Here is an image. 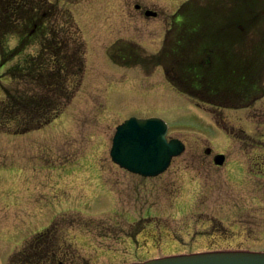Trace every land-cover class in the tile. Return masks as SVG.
I'll return each mask as SVG.
<instances>
[{
	"label": "rangeland",
	"instance_id": "obj_1",
	"mask_svg": "<svg viewBox=\"0 0 264 264\" xmlns=\"http://www.w3.org/2000/svg\"><path fill=\"white\" fill-rule=\"evenodd\" d=\"M51 1L58 2L59 10L54 15L57 22L62 24L61 11L67 10L74 30H80L85 40V71L75 96L56 119L23 134L0 132V264H51L45 255L36 257L18 252L8 259L5 257L11 248L16 252L26 238L50 221L56 223L51 236L58 244L54 249L59 250L54 251L58 256L55 264L60 261L63 264H111L168 254L169 249L180 246L177 241L172 243L170 231L182 236L180 241L183 239L184 245L180 247L185 249L209 241L264 248V229L251 226L255 220L264 223V213L254 215L246 210L233 219L232 212L208 224L197 219L198 224L192 229L196 223L194 218L204 214L195 212L193 200L198 199L195 195L198 187L186 185L189 173L193 172L187 169V151L202 154L209 147L213 152L225 150L236 159L240 157L237 158L236 153L242 150L264 151V146L259 145L264 139V95L246 108L233 110L211 106L203 102L210 101L205 95H194L192 100L201 102L204 111L194 110L193 113L187 107L188 100L175 93L173 86L166 82L162 67L157 68L152 63L143 69L141 66L123 67L109 58V52L116 55L120 50L111 47L113 43L116 46L129 40L138 44L144 54H158L168 43L164 33L173 22L172 12L184 0ZM190 3V9L212 3L211 9L205 8L197 22L198 12L192 11L190 18L193 26L203 24L198 27L201 32L206 28L221 36L225 25L234 18L249 15L247 5L251 0H191ZM135 4L141 9L135 8ZM144 9L157 14L144 16ZM242 21L238 19L233 26L243 25L247 29ZM173 27L171 39L177 35ZM243 39L252 43L257 37L247 34ZM248 42H243V48ZM241 58L248 61L250 55L242 51ZM242 70L247 68L242 67ZM168 74L174 76L172 72ZM12 82L0 77V85L6 83L10 88ZM262 83L264 87V76ZM129 116L161 117L171 128L168 134L184 142L186 153L178 156L166 172L152 179L144 180L137 174L120 170L110 163L107 155L109 135L113 125ZM214 123L223 130H232L233 136L243 141L232 140L228 134L226 137ZM105 136L107 143L103 144ZM255 141L258 144L253 145ZM245 160L249 161V157ZM97 183L110 187L114 200H107V193ZM16 186L23 191L18 193ZM52 193L61 194L55 202L57 205L51 204L52 199L56 200ZM250 197L257 198L260 194L251 196L244 192L242 195L245 200ZM182 198L189 199L184 201L188 205L186 212L174 207L176 199ZM184 208V203L178 206L179 210ZM140 209L141 217L144 209L143 215L148 212L155 215L153 220L158 222L164 237L158 240L160 242L150 241L153 238L150 232L154 235L157 223L153 229L141 230L149 237L147 242L140 240L135 224L130 223ZM61 211H65L62 214L65 217L58 218ZM138 225L140 230L141 223ZM202 230L207 232L201 234ZM136 238L139 241L134 244Z\"/></svg>",
	"mask_w": 264,
	"mask_h": 264
},
{
	"label": "flooded vegetation",
	"instance_id": "obj_2",
	"mask_svg": "<svg viewBox=\"0 0 264 264\" xmlns=\"http://www.w3.org/2000/svg\"><path fill=\"white\" fill-rule=\"evenodd\" d=\"M169 27L166 31L172 32L173 26L170 25ZM165 36H167V33ZM221 41H227L229 46L232 43H236L235 39L228 38L226 40L221 39L220 44L201 45L195 48L194 42L190 40L186 42L191 44L187 43L185 45V42L180 46L174 45L175 39L169 38L167 40L171 53L167 54L166 57L174 64L172 66L176 73L177 68H181V77H178L180 85L188 89L191 94L197 96L202 94L214 95L215 97L225 96V76L229 73L227 72L229 62L226 61V45ZM185 153L186 151L181 154ZM219 153L224 154V159L220 165L214 162V156ZM187 154L188 160L186 162L189 163L187 169L193 171L189 175V184L187 183V185L198 187L195 190V195L198 196V199H194L193 203L196 208L195 212L204 214L197 218L214 222L216 219L225 218L232 212H234L233 219H237L238 213L246 210H249L250 213L253 212L254 215L264 213V151L250 150L237 153L245 154L247 155L246 158L249 157L251 159L250 163L254 166H248V169L244 166L246 162L234 161L228 154L220 151L213 152L206 149L203 150L202 154H198L195 151H187ZM221 170H226V172H220ZM242 191L249 193L251 196L260 194V197H250L245 200V198H242ZM178 206L174 205L175 209L183 212V210L178 209ZM152 222L155 223L156 220ZM159 223L162 224L161 222ZM251 226L260 230L264 229V223L259 224L257 220L251 223ZM173 237L177 239L175 234ZM221 244L215 246L212 244L213 246L207 247H225ZM231 246H234V248L254 249L253 247L242 245V243Z\"/></svg>",
	"mask_w": 264,
	"mask_h": 264
},
{
	"label": "trees",
	"instance_id": "obj_3",
	"mask_svg": "<svg viewBox=\"0 0 264 264\" xmlns=\"http://www.w3.org/2000/svg\"><path fill=\"white\" fill-rule=\"evenodd\" d=\"M25 5H28L27 10ZM25 5L12 4L11 15L28 29L26 35L36 36L38 47L32 54L27 53L25 45L5 48L1 52L2 61L12 58L16 50L23 54L21 62L11 67L21 84L17 88L5 87L4 98L0 99V123L8 130H25L40 125L61 108L70 98L68 85L75 83L82 52L77 38L70 41L54 24L46 22L37 13V9L41 10L39 5H31L29 0ZM11 23L9 21L8 25Z\"/></svg>",
	"mask_w": 264,
	"mask_h": 264
},
{
	"label": "water",
	"instance_id": "obj_4",
	"mask_svg": "<svg viewBox=\"0 0 264 264\" xmlns=\"http://www.w3.org/2000/svg\"><path fill=\"white\" fill-rule=\"evenodd\" d=\"M166 129L157 120H126L113 137L111 154L121 166L143 174L164 169L182 145L165 139ZM142 264H264V253H199L179 255Z\"/></svg>",
	"mask_w": 264,
	"mask_h": 264
}]
</instances>
